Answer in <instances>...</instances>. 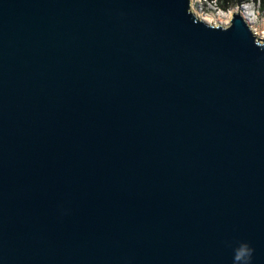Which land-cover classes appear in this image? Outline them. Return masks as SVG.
<instances>
[{
  "label": "water",
  "instance_id": "95a60500",
  "mask_svg": "<svg viewBox=\"0 0 264 264\" xmlns=\"http://www.w3.org/2000/svg\"><path fill=\"white\" fill-rule=\"evenodd\" d=\"M264 264V37L192 0H0V264Z\"/></svg>",
  "mask_w": 264,
  "mask_h": 264
},
{
  "label": "rangeland",
  "instance_id": "374dc122",
  "mask_svg": "<svg viewBox=\"0 0 264 264\" xmlns=\"http://www.w3.org/2000/svg\"><path fill=\"white\" fill-rule=\"evenodd\" d=\"M194 6V12L201 18L205 19L206 21L211 20L212 23L215 24H227L230 20L232 12L236 11L237 8L240 9L241 7L247 5L249 8H251L253 15L252 20L248 21L249 26L251 29L256 33V35L260 37H264V10L262 11L259 6L255 3L249 2L245 4H241L235 7H232L228 10H222L217 8H212L211 12H201L198 10V7L196 6V2Z\"/></svg>",
  "mask_w": 264,
  "mask_h": 264
},
{
  "label": "trees",
  "instance_id": "16d2710c",
  "mask_svg": "<svg viewBox=\"0 0 264 264\" xmlns=\"http://www.w3.org/2000/svg\"><path fill=\"white\" fill-rule=\"evenodd\" d=\"M217 9L228 10L232 7L245 4V3H255L259 6V8L264 10V0H211Z\"/></svg>",
  "mask_w": 264,
  "mask_h": 264
},
{
  "label": "built area",
  "instance_id": "2783aa9c",
  "mask_svg": "<svg viewBox=\"0 0 264 264\" xmlns=\"http://www.w3.org/2000/svg\"><path fill=\"white\" fill-rule=\"evenodd\" d=\"M194 2H196L198 10L201 12H211L212 8H216L215 4L211 0H192L193 7L195 6Z\"/></svg>",
  "mask_w": 264,
  "mask_h": 264
},
{
  "label": "bare ground",
  "instance_id": "6f19581e",
  "mask_svg": "<svg viewBox=\"0 0 264 264\" xmlns=\"http://www.w3.org/2000/svg\"><path fill=\"white\" fill-rule=\"evenodd\" d=\"M237 10L246 18L247 21L252 20L253 12H252L251 8H249L247 5L241 7L240 9L237 8ZM208 22L212 23L213 21L208 20Z\"/></svg>",
  "mask_w": 264,
  "mask_h": 264
},
{
  "label": "clouds",
  "instance_id": "9594fccd",
  "mask_svg": "<svg viewBox=\"0 0 264 264\" xmlns=\"http://www.w3.org/2000/svg\"><path fill=\"white\" fill-rule=\"evenodd\" d=\"M245 254V249L242 246L241 249L237 250L234 254V264H242Z\"/></svg>",
  "mask_w": 264,
  "mask_h": 264
}]
</instances>
